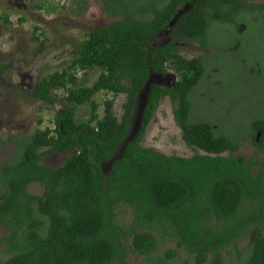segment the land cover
<instances>
[{
  "label": "trees",
  "instance_id": "trees-1",
  "mask_svg": "<svg viewBox=\"0 0 264 264\" xmlns=\"http://www.w3.org/2000/svg\"><path fill=\"white\" fill-rule=\"evenodd\" d=\"M101 2L114 21L92 29L69 50L68 66L43 78L29 94L53 103V91L66 92L69 106L57 113L55 129L9 139L14 154L0 166V225L9 231L0 243L8 256L0 264L122 263L129 249L148 259L157 249L155 231L174 241L194 264H205L209 256L217 264L221 250L236 246L248 234L249 253L242 264H264V156L256 160L264 155V113L250 123L246 135L254 148L249 161L237 155L239 145L232 134L214 121L192 118L193 94L204 78L220 87L226 84V74L247 68V76L254 77L249 70L255 65L263 70L264 58L228 72L211 66L216 72L207 73V63L220 49L236 54L241 47L234 36L245 40L251 23L263 27L259 35L264 36V5L246 0ZM78 3L82 7L76 17L87 10L86 0ZM256 12L258 20L253 18ZM0 18L9 23L7 16ZM240 25H245V34H238ZM215 34L223 36L222 43L215 44ZM188 44L203 53L184 58L181 48ZM96 69L100 75L91 87L77 77L80 71ZM152 75L140 130L124 146L138 97ZM168 75L173 76L170 87L155 80ZM256 77L264 87L263 73ZM100 92L112 98L125 95L120 120L112 99L104 101L98 115L93 97ZM165 98L174 106L183 142L194 152L191 158L167 156L141 144ZM84 104L90 106L88 118L76 119ZM62 153L71 155L55 169L42 164L45 155ZM34 183L44 189L40 197L27 192ZM118 207L133 213L130 247L121 242L125 234L116 224ZM172 256L169 251L152 261L167 264Z\"/></svg>",
  "mask_w": 264,
  "mask_h": 264
},
{
  "label": "rangeland",
  "instance_id": "rangeland-1",
  "mask_svg": "<svg viewBox=\"0 0 264 264\" xmlns=\"http://www.w3.org/2000/svg\"><path fill=\"white\" fill-rule=\"evenodd\" d=\"M52 3L51 14L39 13L36 10L28 12L25 7H32L31 2ZM252 4H264V0H246ZM74 0H0V16H7L9 23L0 18V166L13 156L15 144L9 139L21 140L29 137L36 131L55 129V117L57 113L68 108L64 90L53 91V103L43 99H32L29 94L35 86L54 72L61 71L69 64L71 56L69 50L80 41L87 38L90 30L107 25L114 21L103 12L101 0H88V7L80 17L70 14L74 8ZM30 5V6H29ZM48 9V6H46ZM25 8V9H24ZM78 11V8L76 9ZM257 20V17H254ZM23 19L22 22H19ZM263 29V28H262ZM261 28L252 23L249 25L247 34L237 37L234 41L239 42L240 47L236 54L220 53L208 61L207 73L216 72L211 66H219L223 72L232 71L241 63L252 64L256 60L264 58V36H259ZM230 36V35H229ZM37 37V40L35 39ZM215 44L222 43V35L215 34ZM240 39V41H239ZM227 46V43H224ZM181 55L186 59H193L201 55L196 45H184ZM208 54H211L208 53ZM249 66V65H248ZM247 68L241 70V74H226L225 86L217 87L215 82L210 83L203 79L193 94L195 110L192 118L197 121L216 122L220 130L237 140L240 155L244 160L254 157V148L250 142V123L260 114L264 113V87L256 77L260 72L264 75L259 65L249 70L254 77H248ZM100 75L98 69L93 71H80L78 78L87 79V86L91 87ZM162 81V85L170 87L173 80L164 77L155 78ZM213 98V99H212ZM107 99L113 100L114 116L120 120L123 115L122 105L125 95L112 98L106 92L97 93L93 100L98 103V115H102L103 103ZM174 106L168 98L163 99L154 113L146 128L141 142L144 148H151L167 156L191 158L194 152L189 149L182 140V133L173 116ZM90 114V106L84 104L78 107L75 117L85 120ZM136 116V115H135ZM42 150L41 152H44ZM70 153L45 155L42 164L51 170L63 164ZM226 156V154H224ZM263 154L256 156V160L263 158ZM256 170V168H255ZM106 172V169H105ZM27 192L40 197L44 189L39 183L28 186ZM248 209V204L244 205ZM132 210L128 207L116 208V224L124 230L125 236L121 242L124 247L132 244L131 231L134 230ZM264 230V229H263ZM9 233L8 229L0 225V239ZM156 239L157 249L150 257L127 250L124 261L116 260L113 264H154L152 258H165L167 252L173 254L167 264H194L192 258L182 250H177L175 242L169 237L161 235L160 231L153 232ZM5 244L0 243V259L5 258ZM248 250V234L237 241V245H229L219 253L217 264H242L246 260ZM213 256H209L205 264H212Z\"/></svg>",
  "mask_w": 264,
  "mask_h": 264
},
{
  "label": "water",
  "instance_id": "water-1",
  "mask_svg": "<svg viewBox=\"0 0 264 264\" xmlns=\"http://www.w3.org/2000/svg\"><path fill=\"white\" fill-rule=\"evenodd\" d=\"M188 9V7H184L183 10H181L176 16L175 18L173 19V21L171 22L170 25L173 24V22L184 12ZM168 79H173V76L171 75H168L166 76ZM152 78H154V76L152 75L150 80L147 82V84L145 85L144 87V90L140 93L139 97H138V103H137V108L134 112V115H133V118H132V121H131V132L128 136V138L125 140V144L124 146L129 143V142H132L134 140V138H136L139 130H140V127H141V122H142V114H143V111L145 110V107H146V103H147V99H148V94H149V85L152 81ZM136 115V116H135ZM124 146L121 148L120 150V155H122V152H123V148ZM117 154L115 156L114 159L111 160V162H109L105 169H106V172L104 170L105 173L108 172L109 168H110V165L113 163V161H115L116 159Z\"/></svg>",
  "mask_w": 264,
  "mask_h": 264
},
{
  "label": "flooded vegetation",
  "instance_id": "flooded-vegetation-1",
  "mask_svg": "<svg viewBox=\"0 0 264 264\" xmlns=\"http://www.w3.org/2000/svg\"><path fill=\"white\" fill-rule=\"evenodd\" d=\"M86 1H88V0H86ZM53 3V2H52ZM52 3H47V2H35V1H33V2H31V6L32 7H25L26 8V10L28 11V12H31L32 10H36L37 12H39V13H43V14H48V13H50L51 12V8H52ZM252 4V3H251ZM256 5H264V4H256ZM30 6V5H29ZM46 6H48V9H47V7ZM72 6L74 7V8H72L71 10H70V14L71 15H73V14H78L79 12H80V9H81V7H80V4L78 3V0H74V2L72 3ZM86 7H88V3H86V5H85ZM24 8V9H25ZM78 8V11H76V9ZM54 12V10L51 12V14ZM254 17H257V20L259 19V15H258V13L256 12L254 15H253V18ZM2 19V18H1ZM3 20V19H2ZM23 20V19H22ZM254 20H255V18H254ZM3 22H4V20H3ZM263 28V27H262ZM262 28H261V30H262ZM91 31V30H90ZM238 34H240V35H242V34H245L246 33V29H245V25H240V27H239V29H238ZM260 34V33H259ZM258 34V35H259ZM259 36H261V35H259ZM238 48V44L237 45H235L234 46V48H233V50H235V49H237ZM69 53V52H68ZM70 56V55H69ZM259 75V74H258ZM159 83H162V81L160 80V81H158Z\"/></svg>",
  "mask_w": 264,
  "mask_h": 264
}]
</instances>
